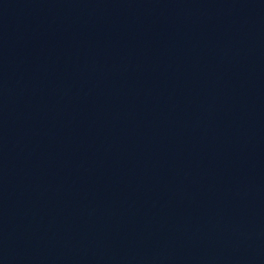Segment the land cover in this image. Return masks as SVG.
Returning <instances> with one entry per match:
<instances>
[{
  "label": "water",
  "instance_id": "water-1",
  "mask_svg": "<svg viewBox=\"0 0 264 264\" xmlns=\"http://www.w3.org/2000/svg\"><path fill=\"white\" fill-rule=\"evenodd\" d=\"M0 264H264V0H0Z\"/></svg>",
  "mask_w": 264,
  "mask_h": 264
}]
</instances>
